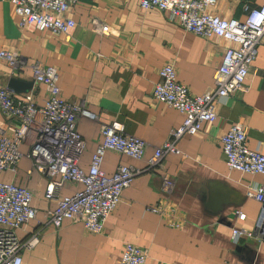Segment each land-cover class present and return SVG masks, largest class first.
Listing matches in <instances>:
<instances>
[{"label": "crops", "instance_id": "0c3cea01", "mask_svg": "<svg viewBox=\"0 0 264 264\" xmlns=\"http://www.w3.org/2000/svg\"><path fill=\"white\" fill-rule=\"evenodd\" d=\"M243 1L217 0L211 10L224 18H241ZM248 1L251 7L264 3ZM67 16L76 22L69 39L20 28L10 1L0 0V49H10L29 63L54 66L62 97L97 115L76 120L86 144L81 169L88 170L102 141L100 126L113 120L121 122L128 135L144 140L146 149L140 160L107 151L101 171L112 175L119 164L143 169L155 147L183 121L179 111L152 96L159 69L172 64L177 80L192 94L211 91L228 43L185 31L166 12L143 9L139 0H80ZM94 21L108 32L98 33ZM14 77L32 81L29 67L12 73L0 61V86L7 87ZM26 93L39 104L47 96L44 86L35 82ZM216 112L213 123L177 141L182 156L168 154L159 167L133 179L100 233H89L82 223L69 219L57 231L48 224L55 203L44 197L47 177L33 169L31 159L23 156L14 173L0 171V181L31 191L37 209L36 218L15 231L20 241L41 233L35 247L23 251L21 264H118L127 243L148 250L145 264H264V224L256 226L261 206L244 195L248 185L264 184V175L229 170L220 144V136L240 122L247 146L264 154V37L244 89L220 98ZM14 122L0 112V124ZM20 149L26 153L29 145ZM163 175L174 182L170 194L161 189ZM80 187L66 183L59 195H72ZM153 205L163 213L147 211ZM237 210L242 217L236 216ZM171 222L182 228L170 227ZM233 229L253 235L234 242Z\"/></svg>", "mask_w": 264, "mask_h": 264}, {"label": "built area", "instance_id": "2783aa9c", "mask_svg": "<svg viewBox=\"0 0 264 264\" xmlns=\"http://www.w3.org/2000/svg\"><path fill=\"white\" fill-rule=\"evenodd\" d=\"M20 28L46 32L69 39L76 22L67 13L80 0H9ZM143 9H158L167 13L170 21L183 30L205 39L219 38L228 43L221 62L213 73L211 91L192 94L176 77L172 64H165L159 71L152 96L179 111L183 121L173 129L169 137L155 147L143 169L119 164L112 175L101 171L104 155L114 151L133 159H142L146 149L144 140L128 135L123 124L113 120L102 124V141L91 155L87 171L79 166V158L85 150L84 139L76 128L78 117L96 119L97 115L82 105L66 100L61 95L59 73L54 66L31 62L10 50L0 49V61L12 73L25 67L31 70L35 83L42 84L47 96L42 104L31 93L15 94L8 87L0 86V112L14 124H0V171L15 172L20 159H31L33 169L47 177L44 197L55 203L48 224L60 229L65 219L80 222L89 233L103 231L107 217L120 203L122 192L133 179L144 171L161 165L168 154L181 155L177 141L184 135L197 133L204 123H213L217 117L216 104L244 89L245 80L256 59L257 47L264 37V20L255 22L256 14H264V3L251 7L248 0L242 3L241 18H224L212 12L217 0H139ZM100 34L108 28L98 21L92 23ZM23 144L29 145L26 153ZM221 149L229 170L264 175V154L250 149L246 144L244 124L233 123L220 136ZM66 183L80 185L72 195L60 196L59 190ZM174 182L168 175L161 177V189L170 194ZM245 197L257 201L261 208L257 229L264 224V184L248 185ZM33 194L23 186L0 181V264H21L22 253L31 250L39 242L41 233L35 232L20 241L15 231L37 216L32 205ZM147 211L162 214L159 205L147 207ZM236 216L242 217L240 210ZM182 228L179 223L168 224ZM251 231L233 229L232 239L252 237ZM148 250L133 244H125L118 264H145Z\"/></svg>", "mask_w": 264, "mask_h": 264}, {"label": "water", "instance_id": "95a60500", "mask_svg": "<svg viewBox=\"0 0 264 264\" xmlns=\"http://www.w3.org/2000/svg\"><path fill=\"white\" fill-rule=\"evenodd\" d=\"M33 83H34L33 79L32 81H26L14 77L9 79L7 83V87L14 93H26L29 90H31Z\"/></svg>", "mask_w": 264, "mask_h": 264}, {"label": "clouds", "instance_id": "9594fccd", "mask_svg": "<svg viewBox=\"0 0 264 264\" xmlns=\"http://www.w3.org/2000/svg\"><path fill=\"white\" fill-rule=\"evenodd\" d=\"M261 20H264V14H256L255 22L259 23Z\"/></svg>", "mask_w": 264, "mask_h": 264}]
</instances>
